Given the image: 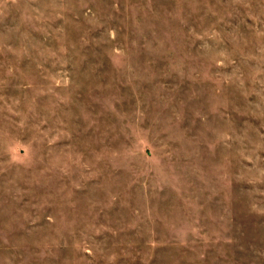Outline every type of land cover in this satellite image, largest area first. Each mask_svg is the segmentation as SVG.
<instances>
[{"label":"rangeland","instance_id":"rangeland-1","mask_svg":"<svg viewBox=\"0 0 264 264\" xmlns=\"http://www.w3.org/2000/svg\"><path fill=\"white\" fill-rule=\"evenodd\" d=\"M0 264H264V0H0Z\"/></svg>","mask_w":264,"mask_h":264}]
</instances>
